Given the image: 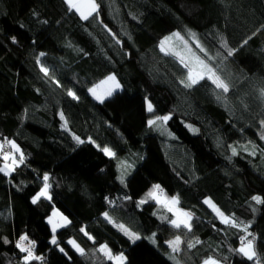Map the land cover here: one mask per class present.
Listing matches in <instances>:
<instances>
[{
    "label": "trees",
    "instance_id": "obj_1",
    "mask_svg": "<svg viewBox=\"0 0 264 264\" xmlns=\"http://www.w3.org/2000/svg\"><path fill=\"white\" fill-rule=\"evenodd\" d=\"M95 3L84 20L65 0H0V135L19 152L13 171L0 172V264H25L21 236L39 258L27 264H114L102 245L123 264H174V237L184 264H264V0ZM176 32L194 36L204 52H193L228 92L207 78L184 87L187 69L159 46ZM110 74L121 90L98 102L88 89ZM164 116L170 138L148 124ZM45 175L50 199L33 203ZM155 185L191 214L190 231L147 196ZM206 198L239 226L222 223ZM53 208L68 218L56 243ZM241 237L253 260L235 251Z\"/></svg>",
    "mask_w": 264,
    "mask_h": 264
},
{
    "label": "snow or ice",
    "instance_id": "obj_2",
    "mask_svg": "<svg viewBox=\"0 0 264 264\" xmlns=\"http://www.w3.org/2000/svg\"><path fill=\"white\" fill-rule=\"evenodd\" d=\"M65 3L68 5L69 11L75 9L77 12H79L81 19L87 20L90 16L93 15V13H97L98 10V5L95 3V0H83V2H78V0H65ZM174 36H176L177 38L179 37L178 33H174ZM15 39V38H13ZM170 38H165V40H162L160 42V49L161 51H164L167 53V50L165 49V43L166 40H168ZM198 48H200L201 52H204L203 47H201L198 43L196 45ZM226 46V45H225ZM185 47H187V44H185ZM174 55H176V53H172ZM43 55V53L41 54ZM228 55L231 56L232 55V50H228ZM195 66L186 63L184 60V57H180V63L183 65L184 68L187 69V76H186V80L185 81H181V83L184 84V87L186 88H191L193 85L197 84L200 80H203L205 78H207L208 80H210L217 89H222L223 92H228L229 87L228 85L219 77L216 75L215 71L207 64L205 63L204 60H202L200 57L195 56ZM41 71L45 73V75H47V69L45 68H41ZM104 85H108V87L104 88V90L100 93H98V89H100L102 86ZM120 88V84L119 82H117L116 77L114 75H109L104 81H101V83L99 85H96L92 88L89 89V92L99 101L103 102V100L108 97L111 96L113 94V92L115 90H118ZM68 95L71 96L73 99H77L76 95L74 92H72L71 90L68 91ZM262 96H264V91H262L261 93ZM147 110L149 112L153 111L152 105L151 103H148L147 106ZM63 118V117H61ZM157 119H162L164 121H167L169 119V117L164 116V117H157ZM156 123L155 120H149L148 124L149 125H154ZM262 124H264V122H262ZM264 138V137H262ZM77 140L79 138H76ZM11 143V142H9ZM13 148H15L16 146L13 144L12 145ZM18 151V149H17ZM103 151L105 152L106 155H111V152L109 149L105 148L103 149ZM233 154L235 155V151H233ZM7 158V157H6ZM20 162L23 163V156H21L20 158ZM5 168H7V165L5 166ZM5 168H0V172L5 171ZM7 174V173H6ZM44 188L41 189V192L37 195V197L33 198V203H36L37 199L40 198V196H44L47 198V189L49 187L47 181H48V177L47 175H45L44 177ZM160 191L162 194V190H160V186L159 185H155L153 187V190L150 191L147 196L151 199H155L156 202L158 204H163L168 211L173 212L174 211V206L177 205L179 203L178 198L177 197H172L171 200H161L160 196L157 194V191ZM253 200H255L257 203H261V199L258 196H254L252 198ZM145 200H141L140 203L143 204L145 203ZM205 204H208L210 207L213 208V211L216 212L217 216L220 217L221 222L225 223V224H230L232 227H238L239 225L237 224V222H235L232 218L225 216L224 213H222L218 208L215 207V205L212 204V202L210 200H205L204 201ZM178 211V210H176ZM54 215H58L57 213H54ZM106 218H107V214H105ZM182 217V218H180ZM192 219V216L190 213L188 212H179L178 218L174 219L171 221V224L175 227V228H180L181 226L189 229V231L191 230V224L189 223V221ZM49 223L53 224V232L55 233V230L58 226V224H55L52 222L51 219H49ZM121 229H123L125 231L126 234L130 235V237L132 239H139L138 236H136L133 233H129L127 229H124L123 225L120 226ZM243 230L245 232H247V226H243ZM83 231V229H82ZM242 240H244V237H241ZM254 239V237H253ZM27 240L26 236H21L20 237V241H25ZM7 242V241H5ZM52 243H56L55 240V236H53L52 239ZM73 243V246L77 248V251H81L79 249L78 246L75 245L74 242H70ZM169 246L172 248L173 252L179 251V244H180V238L176 237L175 240L173 241H169ZM198 243V241H197ZM193 245H189V247H192ZM17 247L20 248V250L22 252L27 253V255L24 257V262L25 264H27L29 259H39L38 257H33L32 255V247L33 245L31 244V242H29V245L27 247L23 246L20 242L17 243ZM101 251H103L105 253V255L109 256V259H112L110 253L108 252V249L106 246H101ZM238 254H242L244 257H246L248 260H253V258L256 256V253L254 251V247H253V242L252 240H247L246 243L242 244V246L239 249L235 250ZM116 259L123 261V256L117 257ZM204 264H218V262L214 259H212L211 257H209L206 261H204Z\"/></svg>",
    "mask_w": 264,
    "mask_h": 264
},
{
    "label": "rangeland",
    "instance_id": "obj_3",
    "mask_svg": "<svg viewBox=\"0 0 264 264\" xmlns=\"http://www.w3.org/2000/svg\"><path fill=\"white\" fill-rule=\"evenodd\" d=\"M78 2H83V0H78ZM75 10V9H74ZM76 11V10H75ZM77 12V11H76ZM78 14H79V12H77ZM80 15V14H79ZM176 33H178L179 34V37L180 38H177L176 36H174L173 34L171 35V36H169V37H165V38H170V39H168V40H166V43H165V49L167 50V53L168 54H171V55H173V56H175L179 61H180V57L182 56V57H184V60H185V62L186 63H189V64H191V65H193V66H195V59H194V57L196 56L195 55V53L193 52V49H192V45H194V46H196L197 45V40L194 38V36L193 35H191L189 32H185L184 34L182 33V32H176ZM165 38H163L162 40H165ZM185 44H187V47H185ZM199 44V43H198ZM200 45V44H199ZM160 46V45H159ZM197 47V46H196ZM198 48V47H197ZM199 50H200V48H198ZM164 52V51H163ZM166 53V52H165ZM172 53H176V55H174V54H172ZM216 73V72H215ZM110 75H114V74H110ZM217 75V74H216ZM109 76V75H108ZM108 76H106L103 80H101V81H104ZM115 76V75H114ZM218 76V75H217ZM116 77V76H115ZM116 80H117V82H119L118 81V79H117V77H116ZM101 81L100 82H98V83H96V84H94V85H92L90 88H92V87H94V86H96V85H99L100 83H101ZM119 84H120V82H119ZM106 87H108V85H104V86H102L100 89H98V93H100V92H102L103 90H104V88H106ZM89 88V89H90ZM89 89H88V93L92 96V98L93 99H95L96 101H98V102H101V101H99V100H97L90 92H89ZM121 90V84H120V88L118 89V90H115L114 92H113V94L115 93V92H117V91H120ZM112 94V95H113ZM111 95V96H112ZM111 96H108V97H106L105 99H107V98H109V97H111ZM104 99V100H105ZM148 103H150L149 101H146V108H147V106H148ZM151 120H155L156 121V123L154 124V125H151L153 128V132L155 133V134H158V135H160V136H162V137H164V138H170V137H172L173 136V134L171 133V132H169L168 131V129L166 128V126H165V122L166 121H164V120H162V119H160V120H158V119H151ZM13 144H11V147H12V152H10L9 154H7L4 158H3V162H2V165H1V167L0 168H5V166L7 165V168H5V171H3L2 173H4L5 175H9L12 171H13V169H14V167L16 166V165H18L19 164V159L16 157V153H18V155H19V152L17 151V148L15 147V148H13V146H12ZM111 152V151H110ZM113 154H112V152H111V155H108V156H112ZM7 157V158H6ZM7 173V174H6ZM45 177V176H44ZM45 184V183H44ZM44 184H43V186L41 187V189H43L44 188ZM41 189L36 193V195H34V197L33 198H35V197H37V195L41 192ZM157 194L160 196V199L163 201V200H165L166 198H165V196L163 195V194H161V193H159L158 191H157ZM40 198H45V199H47V200H49L50 199V193H49V191H48V189H47V198L46 197H44V196H40ZM33 200V199H32ZM38 200V199H37ZM205 200H210L209 198H206ZM204 200V201H205ZM156 201V200H155ZM211 201V200H210ZM212 202V201H211ZM212 204L213 205H215L213 202H212ZM212 211H213V208L212 207H210L208 204H206ZM215 207L217 208V206L215 205ZM176 210H178V211H176ZM179 212H186V211H184V210H181V209H179L178 207H177V205H175L174 206V211L172 212L173 213V220L174 219H177L178 218V215H179ZM215 214H216V212L215 211H213ZM54 213H57L58 215H54ZM217 215V214H216ZM180 218H182V217H180ZM218 218H220L219 216H218ZM49 219H51L52 220V222L53 223H55V224H58V225H60V226H58L57 228H56V230H55V232L59 229V228H61V227H64V226H66L67 224H68V218H67V216L64 214V213H62L60 210H58L57 208H53L52 209V211H51V213H50V215L46 218V221H47V224L49 225V228H50V231L52 232V238H51V242H52V239H53V236H55V233L53 232V224L52 223H49ZM190 222V221H189ZM242 227V229H243V226H241ZM176 239V237H174V238H170L169 239V241H173V240H175ZM69 242H74L75 243V245L76 246H78L79 247V249L81 250V247L79 246V244H78V242H76L74 239H70V241ZM70 244H72V246H73V243H70ZM168 245H169V243H168ZM102 246H106V245H102ZM107 247V246H106ZM170 247V246H169ZM241 247V246H240ZM171 248V247H170ZM184 248L185 247H183L182 248V246H181V239H180V244H179V251H176L178 254H177V256H170L169 258H170V260H172L173 261V263L174 264H184V261H185V258H186V249L184 250ZM100 249H101V246H100ZM107 249H108V247H107ZM172 249V248H171ZM103 252V251H102ZM108 252L110 253V251H109V249H108ZM104 253V252H103ZM105 254V253H104ZM110 255H111V253H110ZM181 256V261H183V262H181L180 260H178L179 259V257ZM121 255H119V256H114L115 257V259L117 258V257H120ZM117 260L118 259H116V264H118L117 263ZM204 264V263H203ZM218 264H221V263H219L218 262Z\"/></svg>",
    "mask_w": 264,
    "mask_h": 264
},
{
    "label": "built area",
    "instance_id": "obj_4",
    "mask_svg": "<svg viewBox=\"0 0 264 264\" xmlns=\"http://www.w3.org/2000/svg\"><path fill=\"white\" fill-rule=\"evenodd\" d=\"M9 142H10L9 139L6 136L0 135V158L4 157L5 155L11 152V146ZM18 242H20L23 246L27 247L29 245L30 240L29 239L25 241L19 240ZM244 243H246L245 239L244 240L240 239V243H239L240 246H242V244Z\"/></svg>",
    "mask_w": 264,
    "mask_h": 264
},
{
    "label": "crops",
    "instance_id": "obj_5",
    "mask_svg": "<svg viewBox=\"0 0 264 264\" xmlns=\"http://www.w3.org/2000/svg\"><path fill=\"white\" fill-rule=\"evenodd\" d=\"M165 198H166L167 200H171L172 197L168 198V197L165 196ZM154 200H155V199H154ZM155 202H156V201H155ZM156 203H157V202H156ZM160 205H163V204L161 203ZM163 206H164V205H163ZM168 242H169V239L166 241V244H167V246L169 247ZM74 248L77 250L76 247H74ZM169 248H170V247H169ZM170 249H171V248H170ZM171 250H172V249H171ZM172 252H173V250H172ZM175 253L178 254L177 252H175ZM121 256H122V255H121ZM206 260H207V259H205L204 261H206ZM112 261H113L114 264H116V259H115V257L112 258ZM204 261H202L200 264H203ZM117 263H118V264H123V263H124V257H123V261L117 260Z\"/></svg>",
    "mask_w": 264,
    "mask_h": 264
}]
</instances>
